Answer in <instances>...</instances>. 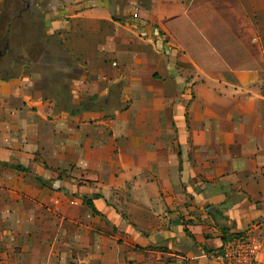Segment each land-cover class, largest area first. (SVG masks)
I'll use <instances>...</instances> for the list:
<instances>
[{
  "label": "crops",
  "instance_id": "crops-1",
  "mask_svg": "<svg viewBox=\"0 0 264 264\" xmlns=\"http://www.w3.org/2000/svg\"><path fill=\"white\" fill-rule=\"evenodd\" d=\"M40 19L75 74L0 79V264H218L240 236L264 264V0Z\"/></svg>",
  "mask_w": 264,
  "mask_h": 264
},
{
  "label": "rangeland",
  "instance_id": "rangeland-1",
  "mask_svg": "<svg viewBox=\"0 0 264 264\" xmlns=\"http://www.w3.org/2000/svg\"><path fill=\"white\" fill-rule=\"evenodd\" d=\"M53 1L54 0H31V11L34 14V19L37 20L36 21L37 25L32 28L30 26H24L22 30L17 29L16 32H18L19 34L18 36L22 35V37L24 36L23 35L24 33L25 34L24 38H26L27 40H29L30 38L31 41H33L36 38L37 42L35 43V47L33 44L31 48L27 50L26 49H22L19 51L16 50L17 52L13 54L15 57L16 55L23 56L26 60H28L26 62H22V64L19 60L12 62V60L9 59L8 57L3 59L0 58V79H4V80L7 79L6 81H10L14 77L18 78L22 75H27L28 72L29 73L31 72L32 74L38 75L42 79V82L37 84L36 87L37 89L44 87L45 85L44 78L46 80L48 79V81L52 83L54 82L60 83L63 82L64 80L69 81L70 83V77L74 76L75 74L74 72L71 75L66 76V78H64L63 80L62 77H60V72L58 71V69L57 70L55 69L57 68L56 66H58L56 64H58L60 61V57H59L60 55L58 54V50H59V46L57 43L58 40L55 38V40L47 42L46 37L43 38L44 37L43 27L39 25V22L41 21L40 19L41 13L49 12L53 5ZM143 1L146 2L147 0H143ZM6 2L8 3V0H6ZM7 3H5V5H7ZM5 7L2 6L0 7V39L4 34V29H5L4 23L8 18L7 8ZM44 29L46 28L44 27ZM42 93H44V91ZM70 107L76 108V106H70Z\"/></svg>",
  "mask_w": 264,
  "mask_h": 264
},
{
  "label": "trees",
  "instance_id": "trees-1",
  "mask_svg": "<svg viewBox=\"0 0 264 264\" xmlns=\"http://www.w3.org/2000/svg\"><path fill=\"white\" fill-rule=\"evenodd\" d=\"M7 8V16L8 18L6 19V22L4 23V34L2 36V38L0 39V58H9L12 60V62L19 60L22 64V62H26L28 60H26L23 56H17L16 57L13 55L14 53H16L19 50L22 49H29L33 46L35 47V43L36 38L31 41V39L29 38V40H27L25 37V34L23 33V37L18 36V32L17 29H23L24 26H30L31 28L36 26L37 23L34 19V14L31 11V0H8V3L6 5ZM38 18V17H37ZM39 19V18H38ZM27 21V22H26ZM39 25H41L43 27V33H44V37H46V41H52L55 40L54 36L48 37L45 36L46 35V29H44L43 23L40 21ZM21 33V32H20ZM58 46L60 47V43L57 41ZM48 45V43H47ZM17 50V51H16ZM43 51V49H42ZM24 65V64H23ZM2 81H6L7 79H1ZM47 81V80H46ZM49 83V86H53L54 83L47 81ZM45 88V92L48 96H51V92L49 91V89L47 88L46 85H44ZM60 90V89H57ZM44 91V90H43ZM63 93H65L64 90H62ZM44 94V93H43ZM60 93H58L59 95ZM53 96V95H52ZM74 112H72L71 114H73ZM16 169H19L20 171H25L23 168L17 167ZM90 200H86L85 199V204H87V206L89 208H91V210L94 212V209L91 207L90 204Z\"/></svg>",
  "mask_w": 264,
  "mask_h": 264
},
{
  "label": "built area",
  "instance_id": "built-area-1",
  "mask_svg": "<svg viewBox=\"0 0 264 264\" xmlns=\"http://www.w3.org/2000/svg\"><path fill=\"white\" fill-rule=\"evenodd\" d=\"M256 252L249 238L240 236L233 238L214 260L218 264H254Z\"/></svg>",
  "mask_w": 264,
  "mask_h": 264
},
{
  "label": "water",
  "instance_id": "water-1",
  "mask_svg": "<svg viewBox=\"0 0 264 264\" xmlns=\"http://www.w3.org/2000/svg\"><path fill=\"white\" fill-rule=\"evenodd\" d=\"M1 55V54H0Z\"/></svg>",
  "mask_w": 264,
  "mask_h": 264
}]
</instances>
